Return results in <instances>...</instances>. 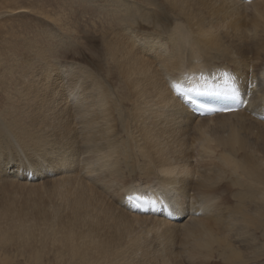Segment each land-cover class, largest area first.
<instances>
[{"label": "bare ground", "instance_id": "bare-ground-1", "mask_svg": "<svg viewBox=\"0 0 264 264\" xmlns=\"http://www.w3.org/2000/svg\"><path fill=\"white\" fill-rule=\"evenodd\" d=\"M165 2L160 4L166 13L154 11L151 6L147 10L145 9L146 14L155 15L158 22L161 20L170 22L168 16L170 11L173 13L174 19L178 21L174 23L170 30L164 29L165 36L162 37L157 36V33L140 34L139 36L133 29L126 30L130 28L127 24H130L131 18L133 19L135 16L133 14L135 4L128 5V7L119 5L114 8L108 19L109 22L106 23L108 28L102 38H104L103 43L105 42L108 59L110 58V69L113 72L114 79L118 81L117 90L115 89L118 96L114 95L110 104L108 102L110 97L105 92H101L97 97L98 91H95V94H87L88 90L86 89L83 93L80 92L74 95L71 104L74 102H77V104L72 113L73 121L77 117L79 121L74 125L77 128V125L81 124L77 135L82 134V141L76 143L75 146L74 163L71 162L70 151H67V148L60 153L59 158L52 157L50 159L53 172L64 171L67 167L71 170H77L79 167L77 153L80 151L78 147L83 145L86 151H83V153L97 154L96 156L93 155L91 161L87 164L91 170L87 171L86 174L88 176L93 173L98 174L99 181L98 183L93 180L85 182L79 176L77 178L72 175L73 170L70 175V172L68 173L69 177L66 176V173L65 179L58 185L53 182L57 187H64L66 184L73 182L70 181L71 178L78 179L75 181L78 182L75 183L78 185L73 184L75 190L71 193L73 194L72 197H69L71 195L68 196L67 192H63L65 189L63 191L53 190L56 192L54 195L58 193L63 195L60 199L62 198L64 201L60 205L69 209L75 217L72 220L76 219L75 222L77 219H82L89 221L91 224L106 225L118 234L122 231L127 237L133 234L132 227H135V235L130 238L126 237L132 252L131 255L138 253V251L141 252L140 254L145 255L148 251V248L142 249L143 247H141L143 245L139 239L140 229L145 234H141V236L146 237V233L149 234L152 231L155 232L154 237H156V233H159L158 235L161 237V235H166L178 228L184 229L185 232H181L182 236L188 235V237L191 236V239L194 236L195 241L194 239L189 240L191 242L185 240L184 246L191 243L190 248L185 246L190 250L187 249V251L193 252L194 256L200 257L204 262L210 263V261H213L211 258H215L218 264H264V251L254 250L257 247L256 240L258 238L255 233L264 223L262 218L264 214L260 215L264 213V147L258 143V131L256 130L259 129L258 126H264V120H261L258 115L260 113L262 117L264 116V77L260 76L259 73L264 68V0H166ZM105 19L107 18L105 17ZM158 22L153 24L154 29H157ZM159 27H162V25L159 24ZM103 52L105 54V51ZM225 73L228 74L227 77L224 76ZM226 80L227 84L225 83ZM238 82L241 87L240 91L244 92L242 107L235 112L213 116L200 117L192 114L172 89L173 84L189 88L213 89L216 87L217 89L221 87L224 89L228 85ZM57 92L51 93L55 97V99L52 97L55 107H52V109H56L55 115H52L58 121L56 123L58 125L57 129H60L64 133L62 134L63 138L67 137L66 140H68L70 139L68 138L69 134H67L68 129L66 127L64 131V124L61 123L62 121L59 122L62 119H59V116H61L59 114L66 110L62 103L64 100L63 93ZM24 94L28 95L26 92ZM247 95H249L248 99H246ZM84 100L90 103L93 102V104L83 107ZM43 105L45 106L44 103ZM123 105L129 106V108H121ZM49 112L51 114V111ZM33 113L36 112L33 111ZM120 116L123 118V121L120 120L122 121L121 128L114 122ZM60 130L59 135L61 134ZM55 132L57 134V131ZM29 133L31 135V132ZM36 133L37 136H34L38 137L39 134L37 131ZM74 133L76 134L77 130L73 129ZM21 134L23 133L21 132ZM43 136L44 134L41 138ZM33 137L31 136V139ZM43 138L47 140L45 136ZM120 139L121 141H118ZM38 144L33 151L44 150L40 149L43 144L40 147H38ZM194 144L199 147L200 157L202 158L201 163H203V167L205 165L204 169L199 170L197 166L193 165L192 159L194 156L191 153V147ZM217 149H219L218 158H214L212 153L216 152ZM54 150L45 153L49 154L48 156L50 154L56 155ZM240 151H242V157L237 158ZM85 155L83 157L87 158ZM34 157L35 162H30L34 166H38L47 160L35 155ZM93 157L96 159L94 163ZM130 163L138 168L139 175L142 176L141 179L143 178L145 185H140L133 178H130L128 182L124 180L126 173L131 174L135 171L134 168H130ZM123 164H126V169H124ZM82 165L81 170L84 167ZM18 169L17 171L20 172ZM234 173L235 176L233 177ZM226 174L229 178L225 183L222 180ZM61 175L63 178L64 174ZM108 175H110L109 179H106L105 177ZM33 177L34 174L23 175V178L29 182L32 181ZM112 179H114V184ZM117 179L119 180L116 181ZM193 181L194 187L191 189ZM118 182H121V184ZM152 183H154L153 186H151ZM40 184L36 186L31 184L29 188L34 189V191L44 189V184L42 185V182ZM53 185L52 187H54ZM230 189H234L233 194L226 196L225 194ZM193 190L196 191L193 193L194 196L188 197L187 194ZM50 193L52 194L51 191ZM131 193L146 197L151 201L152 207L149 208L147 214L141 213L132 201L125 198L127 194ZM201 193L209 194L201 196ZM222 197L225 198L222 199ZM226 198L229 200V205ZM55 208L57 210L58 207ZM166 213L168 214L166 215ZM10 215L9 220H12L9 221L10 225L11 223L14 225L16 223L23 224L24 222V227L26 226L25 223L27 222L19 220L22 218L21 214L10 211ZM51 216L54 215L51 214ZM170 216L175 217V219L170 218ZM177 217L181 218L182 221L183 219L186 221L182 223L180 219L177 223ZM56 218H58L57 215ZM84 222L81 224H84ZM236 223H238L236 230L233 227L227 233H224V231L221 233L220 230L219 237L214 236L216 230L221 228L225 230L228 225ZM68 228L71 227L68 226ZM7 229L10 230L9 227ZM59 229L61 230V228ZM87 230L89 231V229ZM68 231L64 232L61 237L57 235L60 239L57 238L56 240L62 239L60 243L63 242L61 246H65L66 250L63 249L64 252H68L75 261L80 258L77 255L83 253L80 242H83L81 239L84 237L82 235L80 239L78 238L81 241L78 240V244L74 245L72 243L75 231ZM196 232H199L198 235H196ZM32 234L31 236H33ZM216 234H219L218 231ZM182 238L184 239V236ZM49 239L47 238V240ZM40 242L42 241H39L38 244ZM44 242L46 243V241ZM57 243L55 244L57 245ZM165 245H160L162 246L160 252L163 251V253L158 258L156 257L159 261H164L163 264H167L165 261L168 260L164 259V256L169 254H164L168 250H165ZM262 245L264 246V244ZM51 246L54 248L52 243ZM57 248L58 245L54 250ZM94 248L96 249V247ZM32 249L33 256L34 248ZM60 250L62 251V249ZM99 250L101 254L102 252L107 253L105 247L102 248L101 246ZM41 253V251L40 253L38 251L35 257L41 260L42 258H39ZM90 253L92 255V252ZM246 253H249L250 257H247ZM113 255L117 256L116 254ZM42 256L45 255L42 254ZM47 256L49 255L47 254ZM83 256H85V253H83ZM167 256L169 257V255ZM48 258L46 259L48 260ZM95 258L97 259V256ZM81 259L83 260V257L80 258V261ZM98 260L99 258L96 262ZM44 262L42 261V264ZM83 262L86 263L85 260ZM98 262L100 264L102 261Z\"/></svg>", "mask_w": 264, "mask_h": 264}, {"label": "rangeland", "instance_id": "rangeland-1", "mask_svg": "<svg viewBox=\"0 0 264 264\" xmlns=\"http://www.w3.org/2000/svg\"><path fill=\"white\" fill-rule=\"evenodd\" d=\"M165 1L166 0H0V126H1L0 127V264H35L36 261L38 264H42V261L44 262V260L46 261L43 264H47V263L48 264L51 263L52 264H70V263L83 264L84 263L83 260H85L87 264H93V262L94 264H99L98 261L100 260L102 261L100 262V264L101 263L102 264H107V263L163 264L164 261L162 262L156 259V257L158 258L163 253V251L160 252V249L163 246V244L164 245L166 244L164 246L166 247L165 250L168 249L166 250L167 252H164V254L166 255L167 253H169L167 254L169 255V257L167 255L166 256L163 255L165 257L164 259L168 260L165 261L167 262V264H178V263L179 264L182 263L183 264H218L215 258H211V260L213 261H210V263H208L207 261L204 262L202 259H200V257L196 255L194 256L193 252L191 253L188 252L190 251L188 248H190L189 246H191V243L190 244L187 243L188 246L187 244L185 246L188 248H186L184 246L185 244L184 242H186L185 240H187V242H191L189 240L194 239L193 238L194 236H192L191 239V236L188 237V235L187 236L183 235L184 236L183 239L182 233L185 231H183L184 229H178V228L172 230L171 232H168L169 234L168 233L166 235L160 234L161 237L158 235L159 233L158 234L156 233V237H154L155 232L152 231L149 232V234L146 233V237H145L144 232H141L140 229L139 239L141 241V244L143 245L141 247H143L142 249L148 248V251L146 252L145 255L140 254L141 253L140 251H138V253L136 254L133 253V255H131L132 252L130 251L129 242L127 238L133 237L135 235V229H134L135 227H132V229L134 230V231L132 230L133 234H131L130 236L128 235L127 237V235L123 234L122 231L121 233L118 234L112 231L113 229L112 230L109 229L106 225L103 226L94 223L93 225L89 221L82 219L80 220L77 219V221L75 222L76 219L72 220L75 217H73V214L69 211V209L64 208L63 205H60L64 201L62 198L60 199V197L63 195H59V193L54 195L56 193L54 192L56 191V189L60 191H63V189H65L63 192H67L68 196L71 195L69 197H72L73 194L71 193L74 192L75 186L78 185L75 184L78 183L75 182L78 179L71 178L70 181L73 182L68 183L69 185L66 184L64 187L63 186L57 187V185L60 182H62V180L65 179L64 177L65 174L67 173L66 176L69 177L68 173L70 172L69 173L70 175L74 169L71 170L69 169V167H67L64 171L53 172L52 167L50 165L51 164L50 159H52V157L59 158L60 153H62L66 148L67 151H70L71 162L73 161L74 163L75 146L77 145L76 143L82 141V134L77 135L78 132L80 131L79 128L81 127V124H78L76 128L74 124H76L79 120L76 117L73 121V116H72L73 109H75L74 107L77 104V102L71 104L73 102L74 95L80 92L83 93L86 89L88 90L87 94H95V91H98L97 97L100 95L101 92H105L110 97V99L108 100L110 104L112 102V97L114 95L118 96L115 92V89L117 90L118 87L117 85L118 81L114 79L113 72L110 69V61H109L110 58L108 59L109 56L106 53L107 51L105 47V42L103 43L104 38H102V36L104 37V34L106 33L105 31L108 28L107 27L108 25L106 23L109 17L112 15L114 8L118 7L119 5L123 7H128V5L135 4L136 7L135 10L133 11V14L136 17L134 16L133 19L131 18L133 23H131L132 22L131 21L130 24H127L128 27L130 26V28L125 26L126 28H128L126 30L128 31L130 29H133L135 33L139 36L140 34L142 35V34L157 33L158 34L157 36L162 37L165 36V30H170V28H172L174 23L178 21L174 19L173 13H171L170 11L168 13V16L170 17V22H165L164 20L158 22V18L155 15H152L151 13L147 15L146 10L147 8H149V6H151L154 9V11H159L160 13L161 12L166 13L162 9V5L160 4L161 2L166 3ZM136 8H138V10H136ZM105 17L107 19H105ZM156 22H158L156 25L157 29H154L153 24H155ZM159 24L162 25V27H159ZM103 51H105V54ZM259 73L260 76L264 77V68H262V70ZM57 83L59 84V87ZM54 91H58L57 93L60 94L63 93L64 100L62 101V103L67 111L63 110L64 112L62 111V113L59 114L61 115L59 116V119L62 118L61 120H59V122L62 121L61 123L64 124V128H63L64 131L67 127L68 131L67 130L66 131L67 134H69L68 138H70L68 140H66L67 137L63 138L64 136H62V134L64 133H62L60 129L59 130L61 134L59 135L58 133L59 130L57 129L58 125L56 124L58 123V121H56L55 116L53 117V115H55L56 113V109H52V107H54L53 102L55 97L51 93H53ZM25 92L28 94L27 96L26 94H24ZM22 93L24 94V96ZM52 97L54 99H52ZM83 102H84L83 107H85L86 105L93 104V102L90 103L86 100H84ZM43 103L45 104V106L43 105ZM123 106H121V108H129V106L127 105H123ZM33 111L36 113H33ZM49 111H51V114ZM52 111L55 112L53 113ZM32 114L35 115L33 116ZM40 114L42 115L40 116ZM36 115H38V117H36ZM31 116L34 118L31 119L32 118ZM42 118L45 120H43ZM121 118L122 117L120 116L114 120L116 125H118L120 128L122 126V121H123V118L122 119ZM257 128H259L256 129L258 131L257 133V136L259 138L258 143L260 144V146L264 147V126L260 125V127L258 126ZM73 129L77 130L76 134L75 133L73 134ZM36 131L39 134L38 137H35L37 136L35 135L37 134ZM55 131H57V134L59 136L56 134ZM21 132L23 134H21ZM26 132L28 133L27 135ZM29 132H31V135ZM40 132L42 133V135L44 134L47 140L43 138L44 136L42 137L43 139L41 138L42 135ZM258 134L260 135L262 134V135L260 136ZM27 136H29L30 138ZM31 136L32 137L34 136L33 139H31ZM60 136H62V138H60ZM41 139L46 142H43ZM32 141L35 142L33 143ZM47 141L49 142L48 144ZM118 141H121V139ZM70 143H72L73 146ZM37 144L38 147L42 145L40 149L41 150L44 149V150L42 151L37 150L38 153L37 151H33L34 147ZM65 145H69V146H65ZM78 148L81 151V152L79 151V153L76 152L78 154L77 157L79 158V162H78L79 167L77 168V170L75 169L73 171L72 175H75L77 178L79 176L80 179L85 182L88 181L91 182V180H93L98 183L99 181L98 174L93 173L91 176H88L86 174L87 171L91 170L87 164L91 161V157L93 155L96 156L97 154L92 155L88 153L87 154L83 153V151H85L84 149L85 147L83 145ZM191 148H192L191 153L194 156L192 159V162L194 163L193 165L195 167L197 166V169L199 170L204 169L205 165L203 167V163H201L202 158L200 157L198 145L194 144L193 147ZM49 150L50 151L54 150L56 155L50 154V156H48L49 154H46L45 152H48ZM39 151L43 153L41 154ZM218 151L219 149H217L216 152L212 153L214 154V158H218V154H219ZM241 152L242 151H240L237 154V158L242 157ZM28 153L30 155L32 154L33 156L32 155L30 156ZM34 155L39 158L41 157L42 159L45 160L47 159V160L46 162H42L38 166L31 165L30 162L31 163L35 162ZM83 155L87 156V158H84ZM92 160L94 163L95 162L94 160L96 159L94 158ZM81 165L84 166L82 170L80 169ZM123 167L124 169H126L127 167L126 164H123ZM16 168L17 169L19 168L18 170H20V172L17 171ZM130 168H134L135 171L131 172L132 175L126 173L124 180L128 182L130 178H133V180L137 183L139 182L140 185H145V183L143 182V178L141 179L142 176L140 177L139 175L138 168L137 167L135 168V165H132L131 163H130ZM13 171H15V173H13ZM24 174H32V175L34 174L32 181L30 182L26 181L23 178ZM61 174H64L63 178ZM109 176L110 175L106 176L105 178L109 179ZM232 176L234 177L235 173ZM228 178L229 176L226 174L224 175L222 181H225L226 183ZM118 180L119 179H117L116 181ZM41 182L42 185L44 184L43 185L45 187L44 189L41 190L36 189L35 191L37 192H35L34 189L29 188L31 184L32 185L35 184L34 186H36L39 185ZM53 182L56 183L57 185L55 186ZM112 182L114 184V179H112ZM118 183L121 184V182ZM52 185L54 187H52ZM70 185L72 186L70 187ZM153 185L154 183H152L151 186ZM21 186L26 188H22ZM193 187H194V181L192 182L191 189H193ZM105 188L109 190L107 187ZM50 191L52 192L53 196L50 193ZM47 192L49 195L47 194ZM194 192L196 191L193 190L189 194H187L188 197L194 196L193 195ZM233 192L234 189H230L225 195L228 196L230 194H233ZM207 194L209 193H201V196ZM224 198L225 197H222V199ZM226 200L229 205V200L227 198ZM55 204L60 209L57 208L56 210ZM10 211L14 212L15 214H21L22 218H20L19 220L27 222L25 223L26 226L24 227V222L23 224L16 223V225H14L11 223L10 225L9 221H12L9 220V217L11 216ZM56 212L59 214H57ZM51 214L54 216H51ZM263 214L264 213H261L260 215L262 216ZM56 215L59 219L56 218ZM262 218L264 219V217ZM45 219L47 220V222ZM70 220L73 222H71ZM56 221L58 222V224H56L57 223ZM185 221L186 220L184 219L183 221L182 219L180 220V222L182 223H184ZM83 222L85 225L81 224ZM176 222L179 223L178 220ZM56 225L58 226V228ZM237 225L238 223L228 225L227 227H225L226 231L222 230L223 228L219 230L215 229L216 233L218 231L219 234L214 233L215 232L214 230L213 232L214 236L219 237L220 230L221 233L223 231L224 233L231 231L232 227L234 230H236ZM262 225L263 226L260 227L259 230L255 233V235H257L259 239L257 238L256 240L257 247L254 246L256 247L254 248V250L260 252L264 251L263 248L264 246L262 245L264 244V223H262ZM68 226L71 228H68ZM86 226L87 227L90 226V227L87 228ZM7 227H9L10 230H8ZM59 228H61V230ZM87 229H89V231ZM102 229L105 230L102 231ZM68 230L75 231L78 234L76 236L75 235L76 233L75 232L73 233L74 239L72 244L77 245L78 240L80 239V237H82V235L84 238L81 239L83 240V242H80V244L82 245L83 249L87 244L85 249L84 250L82 249V252L85 253V256H83V253L77 255V257L80 258L83 257V260L81 259V261L80 258H78V260L76 259L77 261L76 260L74 261L73 258H71V256L68 254V252L66 251L64 252V250H66L65 246H61V244L63 245V242L60 243L62 239L56 240L57 238L60 239L62 234L64 232H67ZM96 231L98 232L96 233ZM89 233L91 236L88 235ZM197 233L199 232H196V235H198ZM31 234L33 236H31ZM39 234L41 235L37 236ZM141 234L144 235L141 236ZM57 235H60V237ZM35 237L38 238L35 239ZM47 238L50 241L47 240ZM122 239L123 240L125 239L124 240L125 242ZM52 240H54L53 241L54 243L51 242ZM179 240H181L183 243L180 242ZM37 241L38 242L42 241V242L38 244ZM44 241H46V243ZM118 242L121 244H119ZM29 243H31V245H29ZM51 243L54 246V248L51 246ZM55 243H57L58 245V248L56 250H54L57 247ZM84 243H86L85 246ZM170 243L172 246L170 245ZM41 246H43L42 247L43 251ZM101 246L102 248L105 247L107 256L103 252L101 254L100 251L101 249L99 250ZM31 247L34 248L33 256L31 253L33 249ZM94 247H96V249ZM29 248L31 249V251ZM156 248L158 249L156 250ZM60 249H62V251ZM38 251L39 253L40 251L42 252L41 257H39L42 258L41 260L35 257L36 256L35 254ZM90 252H92V255ZM170 252L173 254H171ZM42 254L45 256L43 257ZM47 254L49 256H47ZM113 254H116L117 256ZM101 255L104 256L102 257ZM96 256L97 259L99 258L97 262H96L97 259L95 258ZM105 256L108 260H105L106 258L104 259ZM246 256L250 257L249 253L248 254L246 253ZM109 257L110 258L112 257L113 260L115 261H113L112 258L110 259ZM46 258H48V260Z\"/></svg>", "mask_w": 264, "mask_h": 264}, {"label": "snow or ice", "instance_id": "snow-or-ice-1", "mask_svg": "<svg viewBox=\"0 0 264 264\" xmlns=\"http://www.w3.org/2000/svg\"><path fill=\"white\" fill-rule=\"evenodd\" d=\"M224 76L227 77L228 74L225 73ZM225 83L227 84V80L225 81ZM173 87H175V88L178 89V88H179V85H173ZM226 95L230 96L234 102H237V103L241 102V101L239 100V98H238L237 89L235 88L234 85H228V91H227ZM214 110H219V111H230V110H233V109H231V108H220V109H214ZM128 199H129L130 201L133 202L134 206L138 207L139 205L135 204V201H137V200H141V199H143V197L138 196V195H136L135 193H133V194H131V195L128 197Z\"/></svg>", "mask_w": 264, "mask_h": 264}]
</instances>
